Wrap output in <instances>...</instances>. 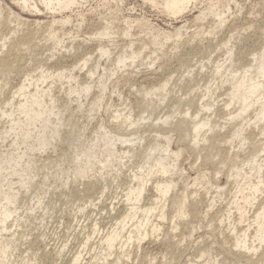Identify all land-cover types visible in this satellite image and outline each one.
<instances>
[{"label":"bare ground","instance_id":"obj_1","mask_svg":"<svg viewBox=\"0 0 264 264\" xmlns=\"http://www.w3.org/2000/svg\"><path fill=\"white\" fill-rule=\"evenodd\" d=\"M205 1L207 7H204L200 12L198 11L199 15L189 21L192 24L198 22L202 23L203 21L205 24L206 17L213 15L214 17H217L218 26L220 27L223 25V22H225L222 17L224 15V12L222 11L224 9L223 7H228L227 4H229L227 1L225 4V0H149L148 2L154 7H157L161 15L176 22L179 18L185 17L184 15L187 13L194 11V8L197 7V2H200V4L203 2L204 4ZM11 3H13L21 13H26L30 16L45 14L50 17L47 22H40L38 20L29 21L12 13L6 6L3 7V4L0 5V16L4 10H7L17 24H21L25 26V29H28V32L26 33L30 40L27 45L28 47L39 39L49 42L53 49L56 47H63L64 49L61 48V50L67 52L65 49H70L69 51H73V53H75L74 45L72 46V44H70L69 47L63 46L66 37L72 39V33H70L71 30L66 33V29L72 25L77 29L78 34L82 28L83 20L87 14L92 12L89 9V11L86 12L87 14H84L79 10L85 7L84 0H11ZM103 4L109 7L110 0H104ZM199 6L197 8H199ZM235 6L237 7V3H235ZM200 7H202V5ZM219 7H222V10L218 9ZM121 12L122 9L116 7L113 15L120 16ZM130 12L129 9V13ZM122 15L120 16V19L122 22L121 24L125 26L123 28L118 27L121 26V24L104 19L105 26L98 32V37L94 39L98 41L93 43L92 41L94 40L89 39L90 42L93 43L92 45L95 46H92V48L94 47V50H91V53L88 51L85 53V50L83 53L82 51V56L75 59L71 65L57 68L56 70H53L54 72L48 71L42 66H40L39 71H37V67L35 74H26L24 80H22L19 87L14 91L12 97L7 99L5 103H2L4 104V108L2 106L0 107V122L1 120H5L9 123L7 129L3 127V130H0V140L7 141L6 137L8 138L11 136L9 139L13 137V141L9 143L8 148L11 149V151L9 150V152H7L10 154H8L7 157L4 155V158H1L3 156L2 153V156L0 155V264H37L36 259H30L26 256L28 252L25 253L24 257L22 256L23 254L20 255L22 257H19V259L12 258L14 251H16L17 247L20 245L17 243V240H19L17 239L19 238L17 237L18 234L14 232L21 229L20 223L25 221V213L34 212V208L31 209V211L25 209L23 217H20V215L22 216V213L19 214V211L22 208L20 207L21 205L19 206L20 201H22L21 193H28L29 191H32V189L36 192L41 191L40 188L46 186L45 184L48 182V179L52 180L51 183H53V185H47V189L50 187L53 190H56L58 187L67 186L72 178L74 181L77 179L82 181L84 178L87 179V173L89 172L97 175L99 174V176L110 172L108 173L110 174L109 185L111 186V184L116 183L118 187H120V185L124 186V190L122 191L123 194L120 196L121 199H123L121 201L122 205L119 204V200H116L117 198L113 199V201H118L116 205L119 204V206L121 205L123 207L121 209L117 208V206L113 204V201H111V205H109L111 208L104 205V207H107L106 210H108V208L110 210H105L106 213L102 210L101 211L104 212V215H108L110 221L114 220L110 228L105 229V231L100 228V224L97 220L90 221V223L87 222L88 220L86 219L87 216L85 215V210L88 208L86 206L80 205L75 208L76 211L73 215L74 220L78 217L83 218L84 220L81 224L79 219L76 221L79 230L78 233L72 234L71 236H73V238L76 236L80 237L79 242L77 243V249L71 257L68 258V264L131 263V258H133L131 252L134 250L138 251L146 240L150 237L153 238L157 236V233L161 231V227H159L157 223H153L156 216L157 221H166V207L174 206L176 208V217L181 219L184 215V210L189 207V205H187V200L191 198V195L194 196V194L188 193L189 188L186 179H182V190L178 194L175 193L173 197H170L171 192L175 191L179 185V180L177 181L176 178L174 179V175L176 176L177 173L181 175L182 169H179L178 167V159L181 158L182 152L188 151L192 155L194 154L197 158L204 157L205 159H210L212 156L215 158V156H220V149L222 148H220V146L224 145L228 146L230 149H235V147H233L234 141L239 143L238 150L233 152L232 157H230L231 154H229L231 150L229 152L227 151L226 157L222 156L223 158H221L220 156L221 159L218 161L221 163V165L219 164L220 166L227 167L228 165L229 167L226 176V183L228 184L231 179L233 181L232 183L235 185V194L230 202H227L228 206L224 212L225 215H223L230 225L229 231L234 238V248L238 249V253L235 254V256L233 255L235 257L234 264L242 263L237 256L243 254L255 255V253L261 248V245L264 244V141L260 142L261 140L259 138L257 143L260 142V144L255 143L257 145H253L251 151L248 152L247 155L241 156L238 154L246 144L248 145L247 142L254 135V131L248 132L251 127H253V130H257V136L264 135V43L258 53L256 52L252 54L251 60L248 63L243 62L245 63L244 65L241 63V68H238L239 65L236 68L235 65H233L234 60L232 57L234 47L231 51L227 52V55H229L228 59L226 58L227 61L225 60V63L221 61V63H224L223 65L219 63V65H214L211 69V79H213L215 83L218 81V83L215 84L211 80L213 83V86L211 85V87H215V91L212 89L210 92L209 89H207L209 83H205V90L203 93L201 92L202 94L200 98L197 99L198 103L196 107L198 106V109L196 108V110L194 107V112L192 109L193 99L187 101L186 99L177 98V102H172L173 106L170 111L168 109V111L163 113L160 117H154L155 112L158 111L157 109L162 106L165 107L164 103H166L169 81L172 79L171 76L166 78L163 77L164 79L162 78L161 80L160 78H157V80H160L158 83L147 86V88L140 86L135 89V93L140 95V102L138 104L140 106V116L135 119L132 115V110L128 107V104L130 103H128L124 110H121L122 108L120 110H115V112H113L114 114L110 116L115 125L111 129L114 130L106 131L104 126H100L102 132H100V134L97 132V141L103 144L104 151L102 153L96 154L93 151L95 145L88 146V144V147L86 146L83 148L80 147V145L75 146L74 149L76 151L72 150V153L69 154V156L68 154L65 155V153H63L61 157L62 159L59 157H57L58 159L56 160H52L49 157L43 160L39 159L40 157L38 158L37 154H45L51 147L53 141L59 143L60 141L63 142L65 140L64 137L62 138L60 135V129L64 126L66 120L64 122L65 117L63 116V112L56 107L58 101L51 90V85L54 84L55 81H61V83L66 81L65 84L68 86L66 92L68 93V96L71 97L75 95L76 97H79V101L81 102V93L88 95L92 85H79L78 88L77 85L81 83L78 81L80 76L78 78L76 74H81L82 71H85L87 79L93 80V77L97 75V71H99L100 68L99 59L104 58V61L106 60L109 62L112 56L116 55L115 61L113 60L116 63L115 67H117V71L123 70V73L120 72L121 74H124V71H131L133 73L134 70L132 71V69L134 68L132 67L137 68L138 65H135L139 60H151L152 58L150 54L148 56L147 53L149 52H146L147 47L142 49L131 41L121 45L119 44V46L117 45V41L112 40L113 36L117 39L120 37L121 39L122 37L124 39L128 37L130 38L132 36L129 35V29L132 28V26L136 27V25H138L140 28L143 27L145 29V33H150L152 35L154 38L152 39L153 41L160 40L161 43L165 45L174 37L181 38L183 33L188 31L187 29H190L187 28V25L182 24L180 27H175L173 31L170 32L171 29L167 31L165 30L166 28L164 29L157 25H153L148 19H146V17L137 18L130 14L127 16ZM73 16L75 20L73 19ZM110 23H113V26H111ZM189 25L190 24H188V26ZM171 27H173V25ZM205 28H203L202 33ZM205 30L208 35L209 33L213 35L212 28L210 31H207V29ZM199 33L201 34V32ZM196 34L194 35L195 38ZM200 34H198V36ZM11 35H13V33H11ZM11 35H9V37H11ZM21 36L25 35L22 33ZM193 38V35H191L189 39ZM10 39L11 38L5 36H0L1 48L3 49L4 47H7L9 49L7 50L8 53L12 51L15 53V51L18 50L19 44L14 43L12 46H7L8 43L6 41ZM106 39L108 41H106L107 43L105 41V44L104 42H100L101 40ZM89 47L91 48V45ZM2 49H0V75L9 71L10 68L12 69L13 67V61L11 64L9 62L11 60L5 58V49L3 53ZM113 50L119 52L113 55ZM121 52H128V54H122ZM1 54H3V56H1ZM227 55H225V57H227ZM51 56H53V54ZM7 57L9 56L7 55ZM225 57H223V59H225ZM96 58L97 60H95ZM102 63L104 64V62ZM143 63H145V61H143ZM106 65L105 67H101V75L99 74V77H103L102 73H111L113 71L110 70L112 66L110 67L108 65L110 69H107L108 66L106 67ZM151 65H153V63H151ZM36 71L38 72L37 75ZM117 71L115 70L114 73L110 74L109 79L111 77L116 79V75L118 74ZM201 71H205V67H201ZM132 73H128L124 77L128 79L131 77ZM125 78H121V76L117 75V81L121 79L124 80ZM109 79H107V81H109ZM49 80L53 82L50 84L48 83ZM128 80H126L127 83ZM47 83L50 86L43 87V85H47ZM72 83L75 84V87L71 86ZM224 85H227V91L224 95L226 96V99L221 101H223L222 107L225 111H223L225 113V123L219 124L215 121L217 111H215L214 107L217 102L214 100L212 102H205V100L209 97V94L211 95L210 98L214 99L212 98L214 96L213 94L216 93L218 89L223 88ZM102 86V89L106 88V85ZM134 86L137 87V85ZM99 87H101V85H99ZM130 87L133 89V86ZM101 97L94 99L92 102L90 101L91 103L89 104V107L90 105H92L91 108H93V105L94 107H98V104L100 105L102 101H104ZM80 102H78V104ZM123 103L124 102H122V105H124ZM84 104L81 103L79 105L81 107L78 108L81 109ZM183 105L186 106L187 109L180 111L184 108L180 107ZM108 108L109 107H107V109ZM190 109H192L191 112ZM144 114L147 116L144 117ZM222 117L223 116H221V118ZM145 121H150V123L147 124L148 130L146 131L154 133L155 136H157L155 139H163V144H158V141L156 144L147 143L148 146L145 144L146 147H143V149H141L142 147L138 148L142 151L139 153L137 152L136 154L135 150L137 149L134 150L135 143H137V141H139V143L144 141L143 138L138 136L139 126H142V123ZM226 124L229 126V131L226 130L228 127L225 128ZM5 125L7 126L6 123ZM71 126L72 125H69V127ZM75 126L76 124L74 127ZM74 127L72 126V128ZM133 128L136 130H132ZM73 130L74 129L69 131V133H75L72 132ZM171 133L177 135L178 142L185 147L184 149L177 151L171 149V139L169 136ZM70 135L72 134H69V136ZM1 136H3V138H1ZM75 138L74 140L76 141L77 139ZM74 140H68L69 146H74ZM117 144L124 147V150L120 149L121 151L118 154V150L116 149ZM83 145L85 146V144H82L81 146ZM23 147L24 149H22ZM96 152L98 153V150ZM135 157L136 159L137 157L140 159L138 163L137 161L134 162ZM24 159L26 160L25 162L23 161ZM65 161L66 165H64ZM71 165L73 166L71 167ZM51 167L55 168L56 172L51 176L48 175L50 176L48 177L46 175L47 172L44 174V171H49L47 170L49 168L51 170ZM126 168L129 171V175L126 176L127 178L123 177L125 179L120 178L121 175H123V169ZM219 169L221 168L216 170L217 174L220 173ZM39 173H41L40 175L42 176L40 180L41 183L38 182L40 185L35 182ZM49 173L52 172L49 171ZM99 178H101V183H104L108 176L104 179L103 176H100ZM201 178L202 177L196 175L191 180L192 187L199 186ZM178 179H181V177ZM104 186L106 185H103V191L101 189L102 192H100L99 198H96L98 201L99 199L101 200L103 195H105L104 191L108 190L107 188H110V186L107 187L108 185L106 187ZM216 189H218L217 193L220 194L221 192H225L227 187L216 186ZM148 191H151L152 193L149 195V193L147 194ZM38 194L34 195L35 201H37L35 206L42 209L43 212V209H46V207L44 206L43 199H41ZM31 200L33 201V197H31ZM144 201H146V203H144ZM92 202L93 200L91 198L89 205L98 210V206ZM212 207L214 206H209L210 210L213 209ZM232 210L234 211L232 212ZM249 210L252 212L251 220L247 216ZM98 212L102 213L100 211ZM98 212L96 213L98 214ZM235 213L237 214V219L233 218V221L231 218ZM42 214L41 216L43 217ZM223 217H221V221H223ZM184 218L185 217H183V219ZM172 220H175V217H173ZM171 224L173 225V221H171ZM242 224H246L244 225L246 227L243 230L241 226ZM177 229H179V227L174 225L173 232L177 231ZM251 229L252 233H250ZM241 231L242 233H240ZM19 242H21V238ZM255 243L257 244L255 245ZM67 245L68 243L60 246V249H58L56 253L57 256L63 254ZM204 255L205 252L200 253L199 259ZM154 261V257L146 256V258L141 260V264H153ZM244 262L246 264H262V260L259 259L247 260ZM203 264H207V262ZM211 264H218V262L215 260Z\"/></svg>","mask_w":264,"mask_h":264},{"label":"rangeland","instance_id":"obj_2","mask_svg":"<svg viewBox=\"0 0 264 264\" xmlns=\"http://www.w3.org/2000/svg\"><path fill=\"white\" fill-rule=\"evenodd\" d=\"M84 1H85L84 4L85 7L79 10L82 11L84 14L88 12L89 9L92 12L89 14L86 13L87 16L83 20L82 28L80 29L78 34H77V29L71 25L66 29L67 30L66 33H68L71 30L70 33H72V39H70L69 37H68L69 40L67 37L64 39L65 44L63 46L69 47L70 44H72V46L74 45L73 47L75 48V53H73V51H69L70 49L69 50L65 49L67 50V52L61 50V48L64 49L63 47H56L53 49L49 42L39 39H37L34 44L28 47L27 45L30 42V40L28 39L29 36H27L26 34L28 32V29H25V26L21 24H17L15 19L12 18V16L9 14L7 10H4L1 13L0 36L11 38L10 40L6 41L8 43L7 46L9 45L12 46L14 43H18L19 47L18 50L15 51V53L13 51L9 52L10 54H12L10 55L7 51L9 50L7 47L6 48L4 47L3 49L1 48V40H0V49H2V53L5 49L4 51L5 58H9L8 60H11L9 61L11 64L13 61V65H12L13 67L11 66L12 69L10 68L9 71L4 72L2 75H0V107L1 106L3 107L4 104L2 103H5L7 99L12 97L14 91L19 87L22 80H24V76L26 74L28 73L35 74V70L38 69L37 71H39L40 66L52 72L57 68H62L66 65L67 66L71 65L75 59H78V57L82 56L84 50L85 53H87V51L91 53V50H94L95 47L92 44L95 43V41H98L94 39L98 37V32L101 31L105 26L104 19H108V21L111 22L114 21L117 24H121L122 22L120 16L122 14L124 16L130 14L133 17H137V18L146 17V19H148L149 22L152 23L153 25H157L158 27L164 29L166 28L165 30L167 31L171 29L170 32L173 31L175 27H180L182 24L187 25V28L190 29L186 28L188 31H185L186 33L184 32L181 38L174 37L165 45H163V43H161L160 40L153 41L152 39L154 38L152 37V35L150 33H145L146 32L145 29L143 27L140 28L138 25H136V27L132 26V28L129 29V35L132 36L130 38L128 37L124 39L122 37L121 39L120 37L117 39L115 38V36H113L115 39L112 37V40L117 41V45L119 44L121 45L131 41L134 44H136L138 47H141L142 49H145L147 47L146 52H149L147 54L148 56L150 54L152 58L151 60L149 59H145L142 61L139 60L135 65V66L138 65V67L137 68L132 67L134 69L131 68L132 71L134 70L133 73L131 71L129 72L124 71V74H121L123 70L117 71V67H115L116 63L114 62L116 56L115 54L118 53L119 51L113 50V55L115 56H112V58L114 59L111 58L110 60L111 62L110 61L107 62L106 60L104 61V58H102L103 60L99 59L100 68L99 71H97L98 76L95 75L93 77V80L87 79L85 71H82L81 74L80 73L76 74L78 78L80 76L81 79L78 80L79 83L81 84H78L77 82L78 88L79 85L81 86L92 85V88L90 89L88 95H85V93H81V102L79 101V97H76L75 95L71 97L68 96V93L66 92V89L68 87L67 84H65L66 81L64 82L62 81L63 83H61V81L59 82L57 81L58 83L55 81V83L51 85L52 88L51 90L53 92V95L56 97L58 101L56 103V107L63 112V116L65 117L64 122L66 120L64 126H62L60 129L61 131L60 135L62 138L64 137L65 140L63 142L60 141L59 143L53 141L51 144L54 145L53 146L51 145V147L49 148V150H47L45 154H37L38 158L40 157L39 159L41 160L48 157L51 158L52 160H56L58 159L57 157L61 158L63 153H65V155L68 154L69 156V154L72 153V150L76 151L74 147L77 145L78 146L80 145V147L82 148L86 147L88 144H89L88 146L97 145L96 147L95 146L93 147V151L96 154L102 153L104 151L103 144L97 141L98 133L100 134V132H102L100 130V126L102 127L104 126V129H106V131L114 130L111 129L115 125L114 122H112L110 116L114 114L113 112H115V110H120L121 108H122L121 110H124L126 104L128 103H130L128 104V107H130V109L132 110L133 112L132 115L135 117V119L138 116H140L141 115V113H139L140 106L138 105L140 102V97H139L140 95L138 93L137 94L135 93L136 92L135 89L139 88L140 86L147 88V86H151L158 83L163 77L166 78L168 76H171L172 79L169 81L168 94L165 101L166 103H164L165 107L162 106L161 108L157 109L158 111L155 112L154 117L156 116L160 117L161 115H163V113L168 111V109L170 111L173 106L172 102L173 103L177 102L179 98L186 99L187 101L193 99L192 109L194 112L196 108L198 109V106L196 107L198 103L197 99H199L201 94L204 92L205 85L209 83V87H207V89H209L210 92L212 91V89L213 91H215L214 90L215 87H211V85L215 83V81L211 79L212 77L211 69L214 67V65L215 66L219 65L221 61L225 63L226 58L228 59L229 57V55H227V52L231 51V49H233L234 47L233 57H232V59L234 60L233 65H235V68L238 65H239L238 68H241L242 66L241 63L243 65L245 64L243 62L248 63L251 60L252 54L256 52L258 53L264 43L263 42L264 41V0H230V1L225 0V4L226 1L227 3H229L227 4L228 7H223L224 8L223 10L222 7L218 8L224 12V15L222 17L224 18L223 20L225 22H223V25H221L222 27L218 26V19L213 15H210L211 17L207 16L208 18L206 17L205 19L206 21L204 20L205 24L203 21H202L203 24L200 22L192 24L190 22L192 19H194L195 16L199 15V12L203 10L204 7H207L206 1L204 2V4L203 2L201 4L200 2H197L198 3L196 4L197 7L199 5L200 6L202 5V7L200 6L199 8L195 7L196 10L194 8V11L187 13L186 15H184L185 17L179 18L176 21L177 23L174 20H170L169 18L167 19V17L161 15L158 8L151 5L148 2L149 0H110L109 7L103 4L104 0H84ZM235 3H237V7L235 6ZM2 4L3 7L6 6L7 9L11 10L12 13L29 21L38 20L40 22H47V20H49L50 18L48 15L45 14L38 16H30L26 13H21V11L18 8H16V6H14L13 3H11V0H1L0 5ZM116 7L122 9L120 16L113 15L114 9ZM226 8L227 10L229 9L230 11L229 10L227 11ZM129 9L131 11L130 13H129ZM73 19L75 20L74 16ZM170 22L173 24H171ZM110 24L111 26H113V23ZM188 24L190 25L188 26ZM172 25L173 27H171ZM118 27L123 28L125 26L121 24V26ZM203 28L207 29V31H210L212 28L213 35L211 33H209L208 35L205 29L202 33ZM196 30L199 31L197 32ZM199 32H201V34ZM11 33H13V35H11ZM22 33L25 36H21ZM196 33L200 34L201 36L200 35L198 36V34ZM205 33L207 34L204 35ZM195 34H196V38L194 36ZM9 35H11V37H9ZM191 35H193L194 37L193 39H189ZM89 39H93L94 40L92 41L93 43L90 42ZM104 41L106 42L107 39L101 40L100 42H104ZM89 44L91 45V48L89 47L90 46ZM92 46L94 47L92 48ZM121 53L128 54V52H121ZM52 54L53 56H51ZM7 55L9 57H7ZM225 55H227V57H225ZM1 56H3V54H1ZM223 57H225V59H223ZM95 60H97V58ZM143 61H145V63H143ZM102 62H104V64ZM151 63H153V65H151ZM224 63H221V65H223ZM105 65L106 67L108 65L110 67L112 66L111 69L109 68V66L107 69L113 71L111 73L109 72L104 74L102 73L103 77H99V74L101 75V67H105ZM201 67H205V71H201ZM114 69L118 72V74L117 73L116 74L118 76H121V78L122 77L125 78L124 76H126V74L128 73H132L131 75L132 78L129 77L128 78L129 80L125 78L124 79L125 81L123 79H121L122 81L121 80L117 81V75H116V79L115 78L113 79V77L109 79L110 77L109 75L115 72ZM37 71H36V75L38 74ZM157 78L158 79L160 78V80H157ZM107 79H109V81H107ZM126 80H128V83L126 82ZM211 80L213 81V83L211 82ZM49 81L48 83L50 84L53 82V81L51 82ZM48 83L47 85L46 84L43 85V87L50 86ZM99 85H101V87H99ZM102 85L104 86L106 85V88L102 89L103 87ZM134 85H137V87ZM71 86L75 87V84L72 83ZM130 86H133V89ZM224 86L223 88L218 89L216 93L213 94L214 96L212 98L214 99H211L210 98L211 95L209 94L208 97L209 100L208 98L206 99L207 101L205 100V102H209V101L212 102L213 100L217 102L215 103L216 108L214 107L215 111H217L216 112L217 118L215 117V121L219 124L225 123L224 121L225 111L223 110L222 107L223 101H221L223 99L224 100L226 99L225 98L226 96L224 95L226 94L227 91V85ZM100 97L104 101H102L100 105L98 104V107H94V105L93 108H91L92 105H90L89 107V104L94 99H98ZM78 102L80 103L78 104ZM122 102H124L123 103L124 105H122ZM81 103L83 104L85 103V104L81 109H79L78 107H81L79 106ZM107 107L109 108L107 109ZM180 107L181 108L184 107L185 109L184 108L181 109ZM180 107H179L181 109L180 111L187 109L186 106L184 105ZM192 109H190V112ZM143 116L145 117L147 115L144 114ZM221 116L223 117L221 118ZM68 122L69 125H72L74 127V125L76 124V126L74 128H72V126L69 127ZM5 123L7 124V126L5 125ZM149 123L150 121H145L142 123L143 124L142 126L141 125L139 126V130L137 129L139 132L138 136L143 138L144 141H142L141 143L137 141V143H135L137 146H139L137 147L136 145H134V150L137 149L135 150L136 152L134 151L136 154L137 152L138 153L141 152L142 151L141 149H143V147L148 146L149 143L156 144L158 141V144L161 145L163 144V139L161 138L155 139V137L157 136H155L154 133H149L146 131L148 130L147 124ZM8 124H9L8 121L6 122L5 120L4 121L1 120L0 130L2 131L3 127L7 129V127L9 126ZM71 128L74 129L72 132L75 133H71V132L69 133V131L72 130ZM225 128H227L226 130L229 131L228 124L225 125ZM132 130H136V129L133 128ZM251 131L254 132L256 131V132L255 133L253 132L254 134L253 137L247 142L248 145L246 144L239 151L238 154H240L241 156L247 155L248 152L251 151V147L253 145L260 144V142L264 141L263 134H262L263 136H257L256 135L257 130L255 129L253 130V127H251V129L248 130V132ZM69 134L72 135L69 136ZM169 136L171 139L172 150L177 151L185 148L182 146L181 143L178 142V138L175 133H171L169 134ZM9 137L8 138L6 137L7 141L0 140V155L2 156L3 154L1 158H4V155L7 157V155L10 154L7 152H9V150L11 151V149L8 148H9V143L13 141V137L11 139H9ZM1 138H3V136H1ZM74 138L77 140L75 141ZM259 138L261 141L257 143L259 141ZM68 140H74L73 141L75 142L74 146L73 145L69 146ZM82 144H85V146L84 145L81 146ZM238 144L239 143L237 141L233 142V147H235V149L234 148L230 149L228 146H224V145L220 146V148L222 147L220 149L221 158L226 157V152L227 151L229 152L230 150L231 151L229 152V154H231V156L230 155L229 156L232 157L233 152H236L238 150ZM118 145L120 144L116 145V149L118 150V152L116 151L117 154L121 151L120 149L124 150L123 146L121 145L118 146ZM140 147L142 148L138 149ZM22 149H24V147ZM97 150L98 153L96 152ZM220 156L218 157L215 156V158L212 156L214 159L212 157L210 159H205L204 157L197 158L194 154L192 155L188 151L182 152L181 158L178 159V167L179 169H182L181 175H179L178 173L176 174V176L174 175V179L176 178L177 181L179 180V185L177 186L175 191L171 192L170 197H173L175 193L178 194L182 190L183 188L182 179L183 178H184L183 180L186 179L189 188V189L187 188L189 190L188 193L194 194V196L191 195V198L187 200L188 201L187 205H189V207H187L184 210L183 217L185 218L183 219V217H181V219H179V217H176V208L174 206L172 207L169 206L168 208L166 207L165 212L167 215V220L157 221V216H156V219L153 222V223H157V225L161 227V231L157 233V236L153 238L150 237L148 240H146L141 245V248L138 251L137 250L132 251L131 255L133 258H131L132 260L131 263L128 264H141V260L143 258H146V256L155 258L153 264H193V263L203 264L205 262H207V264H211L215 260H217L218 264H234V260H235L234 256L235 254L238 253V249L234 248V238L229 231L230 225L228 224L227 220L223 217V215H225L224 212L226 210V207L228 206V203L235 194V185L232 183L233 181L231 179L229 180L228 184L226 183L227 182L226 176L229 171L228 170L229 167L228 165L227 167L220 166L221 163L218 162L221 159ZM25 159L23 160L24 162L26 161ZM134 159H135L134 162L137 161L138 163L140 161L138 157L137 159L139 160H137L136 157ZM64 165H66V161L64 162ZM72 166L73 165H71V167ZM218 168H221L219 169L220 170L219 174L216 173L217 172L216 170H218ZM47 170L52 172L49 173V171H44V174L47 172L46 173L47 176L48 175L51 176L53 173L55 174L56 172L55 168L53 167H51V170L50 168ZM123 171H124L123 175H121L120 178L123 177L127 178L126 176L129 175V171L127 170V168L123 169ZM91 173L90 172L87 173V179L84 178L83 181L80 179L74 181V179L72 178L70 179L67 186L58 187L56 190H53L50 187L49 189H47L48 187L47 185L50 184L53 185V183H51L52 180L48 179V182L45 184L47 187L46 186L41 187L40 188L41 191L36 192L34 189H32V191H29L28 193L26 192L25 194L24 192L21 193L22 201H20L19 206L21 205L20 207L22 208L19 211V214L22 213V216L20 215V217H23V212L25 213V209H27V211H31V209L34 208V212L25 213V221H23V223H20L21 229L18 230L19 232L18 231L14 232L18 234V236L16 235L17 237H19L17 238L19 239L17 240V243L18 245L19 244L20 245L17 247V250L14 251L12 258L14 257V259L15 258L19 259V257L22 256L24 257L25 253L28 252L26 256H28V258L30 259H36L37 264H68V258L71 257V255L77 249V243L79 242V237H80V236L78 237L76 236L75 238H73V236H71L72 234L78 233L79 229L77 227L76 221L79 219L81 224L82 221L84 220L83 218L80 217H78L75 220L73 218L74 212L76 211L75 208L80 205H84L88 208L85 210L86 213L85 215L87 216L86 219L88 220L87 221L88 223H90V221L92 222L93 220H97L102 230L105 231V229L110 228L114 220L111 219L112 221H110L108 215L106 214L104 215V212L107 208L104 207V205L109 207V205H111L110 204L111 201H113V199L116 198H117L116 200L120 201L119 204H121V201L123 199H121L120 196H122L123 194L122 191L124 190V186L120 185V187H118L116 183H113L110 186L109 185L110 174H108L110 172H107V174L105 175H100L103 176V179L107 178L108 176V178L105 179L104 183L103 182L101 183L100 181L101 178H99L100 177L99 174L97 175ZM40 174L41 173H39L38 177L35 179L36 184H38V182L41 183L40 180L42 176ZM196 175L202 177L200 179L201 186L199 185L192 187L191 180ZM179 177H181V179H178ZM104 184L106 186L108 185L107 187L110 186V188H107L108 190L104 191L105 195H103V197H101V200L99 199L98 201L96 200V198L97 199L99 198L100 192L103 191ZM225 184H227L228 186ZM216 186H220V187L225 186L227 187V189L225 190V192H221L220 194H218L217 193L218 189H216ZM148 193L150 195L152 192L148 191L147 194ZM37 194L39 195V197H41V199H43V203L45 204L44 206L46 207V209H43V212L42 209H39L37 208V206H35V203H37V201H35L34 195ZM216 194L221 196H217ZM31 197H33V201L31 200ZM91 198L93 200L92 203L98 206V210H96L95 208L89 205ZM116 203H118V201H113V204L117 206V208L121 209L123 207L121 206L122 204L119 206V204L116 205ZM144 203H146V201H144ZM210 205L214 206L212 207L213 209L211 210L209 208ZM109 208L106 211H109L110 210ZM101 210L104 212H102ZM98 211L102 213H99ZM233 211L234 210H232V212ZM96 212H98V214ZM41 214L43 215V217L41 216ZM247 216L251 220L252 212H250V210ZM173 217H175V220H172ZM221 217H223V221H221ZM236 217L237 214L235 213L232 215L231 219L234 221V219H237ZM171 221H173V225L171 224ZM174 225H177V227H179V229H177V231L175 232H173ZM244 225L246 224L241 225L242 230L246 227ZM240 233H242V231ZM250 233H252V229ZM20 238H21V242H19ZM67 243L68 245L66 249H64L63 254L57 256L56 253L57 250L60 249V246ZM256 244L257 243H255V245ZM202 252H205V255L199 259V254ZM237 258L242 262L240 264H246L244 261L253 260V259L262 260V264H264V244L261 245V248L257 251V253H255V255L243 254L241 256H237Z\"/></svg>","mask_w":264,"mask_h":264}]
</instances>
